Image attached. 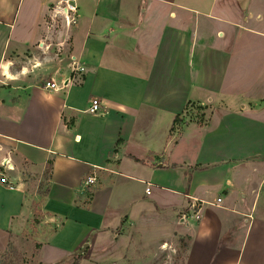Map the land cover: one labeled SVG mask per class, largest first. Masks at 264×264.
<instances>
[{
    "label": "crops",
    "instance_id": "1",
    "mask_svg": "<svg viewBox=\"0 0 264 264\" xmlns=\"http://www.w3.org/2000/svg\"><path fill=\"white\" fill-rule=\"evenodd\" d=\"M24 1L0 0V162L14 166L0 250L37 212L40 264L149 247L137 264H152L180 246L182 264H264V0H75L66 44L85 70L61 60L51 76L57 0H30L32 25L15 24ZM95 98L105 107L88 112ZM188 104L202 123H186Z\"/></svg>",
    "mask_w": 264,
    "mask_h": 264
},
{
    "label": "rangeland",
    "instance_id": "2",
    "mask_svg": "<svg viewBox=\"0 0 264 264\" xmlns=\"http://www.w3.org/2000/svg\"><path fill=\"white\" fill-rule=\"evenodd\" d=\"M57 1L49 5L48 10L50 13L48 12L45 17L46 28L52 35V38L47 40V44L45 46L46 50L48 51V54L46 55L47 58L44 60V68L48 67V70H46L45 73L42 72L45 76H51L52 73H50V71L56 70L54 68L60 65L59 63L61 60H63L66 65H68V67H66L71 71L70 62L72 54L67 50L66 38L76 25V18L74 15H72L73 12H71L70 24H66L65 18L62 16V14L54 13V9H56L57 5H59ZM60 5H64V3ZM32 6L30 4V0H25L24 3L21 4L17 15L18 23L16 19L15 24L25 23L27 25L28 20H30V25H32L33 22L31 17L34 15ZM28 8L30 10L29 19L26 18V11ZM74 14L77 16L76 12ZM40 65L37 67H41ZM187 109L189 110H187L185 115V119H188L186 123L196 122L199 124L203 122V107L191 105L187 107ZM35 214V218L33 217V219H31L29 230H27L22 236L14 237L5 249L0 250V264H40L38 261L39 246L33 240V231L36 229L35 222L38 213L36 212ZM159 231L160 229L156 227L141 229L142 239H145L147 236L149 241L153 242L157 238ZM151 249L152 248L149 247L147 250L142 249L136 253H131V256L134 259H127L126 261L124 260L122 264H135V262L137 264L140 261L143 262L144 260H147L149 251ZM168 249L169 252L158 253L152 264H182L185 253L184 248L180 246L176 250H172L171 247ZM82 264H90V261L85 260L82 262Z\"/></svg>",
    "mask_w": 264,
    "mask_h": 264
},
{
    "label": "built area",
    "instance_id": "3",
    "mask_svg": "<svg viewBox=\"0 0 264 264\" xmlns=\"http://www.w3.org/2000/svg\"><path fill=\"white\" fill-rule=\"evenodd\" d=\"M57 3L59 5H57L56 9H54V13L55 14H62V16H64V18H65L66 24H70L71 12H73L72 15H75L74 13L76 12V9H77V5H76L75 0H58ZM62 3H64V5H60ZM70 66H71V71L73 73L82 72L85 70L83 65L80 63V60L78 58H76V56H74V55H71ZM45 87L52 88V89L57 88L55 86L54 82H47L45 84ZM64 87H65V84H64ZM59 88H61V87H58V89ZM104 107L105 106L102 104L100 99L95 98L91 101V104L87 108V111L91 112V113H98L101 109H104ZM0 168H1V170H0V183L8 184V186L12 188L13 186L11 185V183H9L8 178L6 176V172H5V171H10V170L14 169V166L11 164V158L10 157L4 158L0 162ZM96 181H97V175L95 172H92L91 175H89L88 177H86L84 179L83 187L88 188V187L94 185L96 183ZM149 187H150V184H149ZM149 187L147 188V193L150 192ZM220 201H221V198H218V202H220ZM212 204H216V203H212ZM192 206H195V204ZM198 214H199V211H197V215ZM185 218H186V215L183 214L181 217V222H184ZM165 245H166L165 243L162 244L161 248L163 249V246H165Z\"/></svg>",
    "mask_w": 264,
    "mask_h": 264
},
{
    "label": "bare ground",
    "instance_id": "4",
    "mask_svg": "<svg viewBox=\"0 0 264 264\" xmlns=\"http://www.w3.org/2000/svg\"><path fill=\"white\" fill-rule=\"evenodd\" d=\"M5 69H6V72H5V73H7V75H9L8 68L6 67ZM24 71H26V70H24ZM165 247H166V245H165V246H163V248H165Z\"/></svg>",
    "mask_w": 264,
    "mask_h": 264
},
{
    "label": "trees",
    "instance_id": "5",
    "mask_svg": "<svg viewBox=\"0 0 264 264\" xmlns=\"http://www.w3.org/2000/svg\"><path fill=\"white\" fill-rule=\"evenodd\" d=\"M188 106H190V105L188 104ZM178 119H179V117L177 116V117L175 118V122H176ZM74 264H76V262H74Z\"/></svg>",
    "mask_w": 264,
    "mask_h": 264
}]
</instances>
